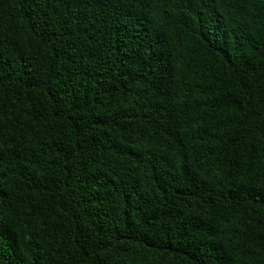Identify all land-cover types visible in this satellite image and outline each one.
Instances as JSON below:
<instances>
[{"label":"trees","instance_id":"16d2710c","mask_svg":"<svg viewBox=\"0 0 264 264\" xmlns=\"http://www.w3.org/2000/svg\"><path fill=\"white\" fill-rule=\"evenodd\" d=\"M0 264H264V0H0Z\"/></svg>","mask_w":264,"mask_h":264}]
</instances>
